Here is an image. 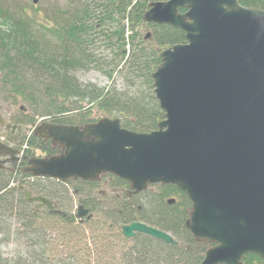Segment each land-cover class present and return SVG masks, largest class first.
<instances>
[{
    "label": "water",
    "instance_id": "95a60500",
    "mask_svg": "<svg viewBox=\"0 0 264 264\" xmlns=\"http://www.w3.org/2000/svg\"><path fill=\"white\" fill-rule=\"evenodd\" d=\"M143 17L181 29L187 39L164 49L152 73L165 113L158 129L139 133L105 116L84 125L43 121L33 134L62 151L33 157L24 169L62 182L109 173L128 181L134 194L175 185L192 203L185 224L203 244L189 247L205 253L201 264H244L250 253L264 260V9L239 0H164L151 3ZM2 109L0 102V127L21 131L6 123ZM26 195L66 216L53 200ZM87 213L78 207V217ZM121 227L127 238L145 234L179 244L142 221Z\"/></svg>",
    "mask_w": 264,
    "mask_h": 264
},
{
    "label": "trees",
    "instance_id": "16d2710c",
    "mask_svg": "<svg viewBox=\"0 0 264 264\" xmlns=\"http://www.w3.org/2000/svg\"><path fill=\"white\" fill-rule=\"evenodd\" d=\"M156 1L164 0H76L68 3L73 8L66 20L60 21L64 14L59 10L52 13L60 15H54L52 26L31 16L14 18L0 6V97L12 104H27L30 109L11 119L12 123L32 125L35 117H44L52 123L84 125L105 116L119 118L123 128L139 133L158 129L165 113L156 100L152 73L162 63L163 49L187 39L186 33L174 26L148 24L152 39L145 40L139 29L147 25L143 16ZM239 2L264 9V0ZM102 45L106 50L101 51ZM92 68L112 79V86L81 83L77 72ZM118 79L128 89L119 90ZM20 142L30 156L34 150L48 156L61 152L50 140L34 134L24 135ZM104 178L112 181V187L129 188L126 180L113 174ZM34 179L32 190L57 201L58 209L67 215H55L48 209L35 214L27 204L28 210H18L14 226L10 220L15 201L0 195L3 241L15 239L22 248L12 257H6L0 249V264H201L203 260L201 253L184 246L196 241L185 224L192 203L175 185L152 186L150 190L160 191L145 206L126 193L122 199L113 195V203L103 205L97 197L99 182L77 179L85 187L79 188L80 196L86 198L80 204L88 210L78 219L77 214L66 211L65 204L71 198L67 187L75 179ZM4 187L0 186V191ZM170 196H176V203H168ZM135 221L169 232L182 247L162 245L146 236L126 239L121 226ZM125 243H131L130 247L121 249L119 244ZM242 260L244 264H264L253 253Z\"/></svg>",
    "mask_w": 264,
    "mask_h": 264
},
{
    "label": "rangeland",
    "instance_id": "374dc122",
    "mask_svg": "<svg viewBox=\"0 0 264 264\" xmlns=\"http://www.w3.org/2000/svg\"><path fill=\"white\" fill-rule=\"evenodd\" d=\"M32 1L33 0H0V6H2V8L4 10L8 11L9 14L14 18L19 17V16H21V17L31 16L36 21H39L43 24H48V25L52 26L54 24L53 21L55 20L54 15L57 18L60 17V15L58 17L57 12H56V14H52V13H54L55 10H57V11L59 10L61 13L64 14V16H61L62 19L60 18V21L66 20L69 13H70L69 11L73 8V7L70 8L68 3L74 2L76 0H39L38 3H36V4H34ZM63 10L66 13H64ZM139 30L142 33L143 37H145L147 32L149 30H151V28L148 25H146V26H143L142 28H140ZM104 50H106V48H105V46L102 45L101 51H104ZM106 53L108 54L109 51H106ZM77 77L80 79L81 83H88V82L92 83L93 82L94 84H96L98 87H101V88H106L107 86H110V85L112 86V84H113L112 79H109L107 75L103 74V72L99 71L98 69H93V68H92V70L86 69V70H81V71L77 72ZM116 81H117L116 86L119 90H123V89L127 88L124 85V83L122 82V80L118 79ZM0 102H1V105L3 108L2 114L5 116V118H9V119L14 120V119L18 118L19 115L21 116V112H23V111H20L19 107L22 104L26 107V109H25L26 113H28L30 110V109H28L27 104H24V103L12 104L11 100L5 101L1 97H0ZM98 117H103V116H98ZM34 120L36 121V123L40 124L42 121H44V117H35ZM23 125L26 126L27 128H29V131H30V129H32V128H30L31 124H27V125L23 124ZM4 134L5 133H0V139H1L2 135H4ZM20 138H19V141H20ZM33 152H34L33 157H40V156L45 155V153L40 151V150H34ZM82 185L83 184L79 183L78 180H74V183H72V185H69V187H67L70 189V192H71L70 197L71 198L69 200H67V202L65 203L67 206L66 211L68 209V212H70L72 214H77L78 205L80 204L81 199H86V198H83L84 195L80 196V193H79V188L83 187ZM157 185H159V184H157ZM83 188H85V187H83ZM75 190H77V191H75ZM148 190L151 192H148V194H143V196L138 199V202H139L138 204H141V205L146 204V201L151 200L153 198V196H155V194H158V191H160L159 188L154 189V191L150 190V189H148ZM79 197H81V198H79ZM169 198H176V196H173V197L170 196ZM140 199H142L144 202L141 201ZM32 208H33V206H30L29 211H31ZM22 209H24L25 211L28 210L25 208H22ZM14 226H15V224H14ZM56 230L57 229H54L52 231L58 232ZM0 239H1V237H0ZM119 245H120V248L122 249V247L123 246L126 247L125 245H127V244L125 243V244H119ZM0 249L4 252L3 254H5L6 257H12L17 252L18 249L20 250L22 248L20 246L19 241H16L15 239H10L8 241H3L0 244ZM121 249H119V251H121ZM75 250L77 251L78 249L73 248V251H75ZM96 264H102V263H99L97 261Z\"/></svg>",
    "mask_w": 264,
    "mask_h": 264
},
{
    "label": "flooded vegetation",
    "instance_id": "af4514ba",
    "mask_svg": "<svg viewBox=\"0 0 264 264\" xmlns=\"http://www.w3.org/2000/svg\"><path fill=\"white\" fill-rule=\"evenodd\" d=\"M6 121H7L6 123H9V122L12 123L11 119L9 118H6ZM14 125L21 126L22 130L20 131L17 128L15 131H13V129H7L6 127H2V126L0 127V133H5L4 135H2L0 139V186H5L4 190L0 191V195L11 196V198L14 199L15 201V206H14L15 211L11 213V215H13L10 221L12 225L15 224V222L18 219V215H19L18 210L22 208L27 209L28 207L27 204H29V207L33 206L31 211H33L35 214H39L41 212L43 213L46 209L50 210V208H47L46 206L38 207L39 202H28L26 200L27 199L26 191H30L33 196L40 195L32 190V186H33V183L35 182L34 178H44V177H34L30 173L25 171L24 168L29 167V160L33 158V156L26 155L24 153V150L21 149V142L17 140V138L19 139L20 137L22 138L24 135H26L27 127L24 126L23 124H14ZM46 156L48 155L45 153L44 156H40L38 158H41V157L44 158ZM104 175H102L101 178L97 180V182H99V185H97L98 186V189H97L98 196L97 197L98 199L102 200L103 205L104 204L109 205L110 203H113V195H116L117 199H122L123 193H126V196H128V198L139 199L141 197L140 196L141 193L140 194L132 193L130 186L128 189H122V188L120 189L119 186L118 187L110 186V183H112V181H110V179L108 180L105 179ZM4 176L6 177L5 179H3ZM45 178H49V177H45ZM152 188H153L152 186L149 187V189H152ZM50 211L52 212V210ZM1 232L2 231H0V237H1L0 244L3 242L2 240L3 233ZM121 232H122V229H121ZM138 236L139 237L146 236L152 240H157L156 238H153L145 234H142V235L137 234L136 236H133L131 238H127L125 236L124 237L126 239L133 240V239H136ZM157 241H160L162 245L165 244V245H170V246H174L178 248L182 247V244L179 241H178L179 242L178 245H171L161 240H157ZM129 244L131 245V243H128L126 248L130 247ZM202 245H203L202 243L195 241L194 245L185 244L184 246L185 248L193 250L194 252L196 251V252L201 253L200 255H203V259H204L205 253L198 251L196 249L197 247L202 246ZM190 246H193V247L195 246L196 248L191 249L189 248ZM210 246H213V245L210 244Z\"/></svg>",
    "mask_w": 264,
    "mask_h": 264
}]
</instances>
